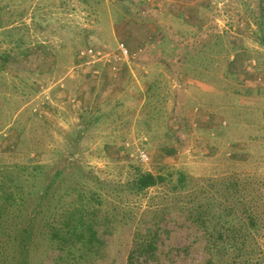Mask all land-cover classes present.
Segmentation results:
<instances>
[{"label": "rangeland", "instance_id": "1", "mask_svg": "<svg viewBox=\"0 0 264 264\" xmlns=\"http://www.w3.org/2000/svg\"><path fill=\"white\" fill-rule=\"evenodd\" d=\"M88 49L102 57L79 59ZM22 166L27 237L79 195L99 201L104 245L83 264H128L135 230L158 219L161 264H184L169 252L193 241L198 261L209 235L188 214L214 234L211 214L242 228L246 211L264 259V0H0V168ZM139 172L165 180L136 194ZM47 234L7 264H74Z\"/></svg>", "mask_w": 264, "mask_h": 264}, {"label": "trees", "instance_id": "2", "mask_svg": "<svg viewBox=\"0 0 264 264\" xmlns=\"http://www.w3.org/2000/svg\"><path fill=\"white\" fill-rule=\"evenodd\" d=\"M25 167H18L15 173L16 175L19 173V176L16 177H12L10 169L0 168V264H7L8 259L4 254L12 245L17 246L22 253L24 251L22 249L24 241L26 245L31 244L30 247L33 244L34 237L37 241L42 239L46 242L47 229L50 246L57 247L59 251H66L67 256L72 257L74 264H83L86 258H90L97 253V249L104 245L98 237L100 224L95 219L96 209L93 207V202L96 201L99 204V201L95 199L94 194L90 198L79 195L76 203L73 206L70 205L71 208L67 205L69 210L60 215V220L54 219L48 225L46 221L44 223L37 221L39 228H36L34 235L27 237L29 232L20 222V219L26 215H18L17 209L21 206L15 198V195L19 194L16 188L18 191H22L20 182ZM60 174L62 172H58V175ZM164 180L165 178L162 176L139 172L132 182V188L136 194H139L163 183ZM184 180L186 179L182 176L180 181L183 182ZM67 196H69L68 193L64 198H67ZM227 211H230L233 215L236 213V211L229 210V208L225 209L226 213ZM246 213H248V223L244 227L241 228L243 224L236 226L227 224V221H224L227 226H222L220 229L215 228L221 220L219 215L211 214L210 222L215 219L214 234L208 230L206 217L200 213H189L188 217L192 224L198 225L201 222L198 227L206 230L205 233L209 235L202 248L196 247V249L202 250L204 255L198 261H196V258L190 257L192 262L189 264H264L263 258L253 257L255 252L260 250L262 246L255 240L248 238L253 232L260 230L261 226L257 223V218L253 215V212L246 211ZM200 216L202 221H200ZM54 217L57 216L54 215ZM158 220L153 222L151 228L147 226L141 231L135 230L132 236V247L127 255L128 264H146L150 262L161 264L159 249L165 246L164 241L168 238L169 230L164 225L161 226ZM193 244L194 241L188 245L189 247L174 249L169 247L171 249L169 254L171 255L174 252L175 258L186 264V261L190 258L187 259L185 253L192 248ZM65 259H68V257ZM54 264L61 263L54 261ZM171 264L175 263L171 262Z\"/></svg>", "mask_w": 264, "mask_h": 264}, {"label": "built area", "instance_id": "3", "mask_svg": "<svg viewBox=\"0 0 264 264\" xmlns=\"http://www.w3.org/2000/svg\"><path fill=\"white\" fill-rule=\"evenodd\" d=\"M118 48H119V50L123 56H125V57L128 56L127 50L125 49L123 44H120ZM101 57H102V53L93 52V50H91V49H88V50H85V51L79 53V59H82V60L88 59V58L100 59ZM80 66H82V65H79L76 67H80ZM74 69H75V67H74ZM34 110L37 111L38 109H34ZM137 155H138L137 158H138L139 162H141L142 164H146L149 162L148 155L144 151H139Z\"/></svg>", "mask_w": 264, "mask_h": 264}, {"label": "crops", "instance_id": "4", "mask_svg": "<svg viewBox=\"0 0 264 264\" xmlns=\"http://www.w3.org/2000/svg\"><path fill=\"white\" fill-rule=\"evenodd\" d=\"M149 64H150V63H149ZM155 65H156V64H155ZM144 66L146 67V65H143V67H144ZM151 66H154V65L152 64ZM200 87H201L202 90H204V89L206 88V90H204V91H207V89H208V88L206 87L205 84H201ZM146 88H147L146 91H147L148 89H151L150 87H146ZM144 89H145V88H141V87H140V91L143 92ZM147 94H148V97H149V93H148V92H147V93L144 92V94L140 97V100H141L140 107H142V105H143L142 102L144 101L143 99L145 98V96H146ZM140 111H141V110H140ZM140 111H139V112H140ZM137 117H139V114H138ZM136 119H138V118H136ZM104 124H111V122H106V121H105ZM106 128H110V126H108V127H106Z\"/></svg>", "mask_w": 264, "mask_h": 264}]
</instances>
